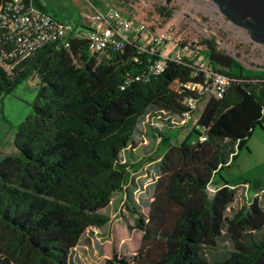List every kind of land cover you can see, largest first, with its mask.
Wrapping results in <instances>:
<instances>
[{"label":"trees","instance_id":"16d2710c","mask_svg":"<svg viewBox=\"0 0 264 264\" xmlns=\"http://www.w3.org/2000/svg\"><path fill=\"white\" fill-rule=\"evenodd\" d=\"M25 1L49 14L41 0ZM203 45L200 54L230 86L222 99L204 101L197 141L161 134L153 201L143 211L127 204L140 248L133 258L115 251L104 264H264V201L254 197L229 216L237 186L215 180L264 127V69L246 68L212 41ZM157 60L135 44L92 57L78 39L70 50L43 47L13 75L0 69V100L30 78L40 81L33 115L15 135L16 153L0 161V264H71L84 233L110 222L100 212L113 195H132L124 188L136 168L121 156L140 119L182 115L184 100L196 95L185 86L205 81L173 62L152 74ZM223 240L232 251L210 262L207 250Z\"/></svg>","mask_w":264,"mask_h":264},{"label":"rangeland","instance_id":"374dc122","mask_svg":"<svg viewBox=\"0 0 264 264\" xmlns=\"http://www.w3.org/2000/svg\"><path fill=\"white\" fill-rule=\"evenodd\" d=\"M49 15L61 22H71L87 29H96L101 23L98 12L111 9L120 11L135 24H143L153 32L168 29L175 39L190 47L204 51V41L217 44L220 52L235 56L246 68L264 69V47L252 41L248 31L236 27L225 16L213 0H41ZM100 61V59H98ZM39 79L30 78L19 85L12 94L0 100V161L16 153L14 139L18 127L31 115L39 90ZM178 88V86H176ZM204 104H201L193 121L185 125L168 120L158 113L149 119H140L128 147L121 159L128 161L132 182L127 191L132 195L116 193L110 205L100 213L110 217V222L101 228L91 227L74 248L71 264H104L113 252L133 258L141 244L142 233L134 230L135 217L128 209L134 205L139 211L149 207L153 201L158 180L157 164L160 154L157 147L161 134L169 133L174 143L198 140L194 131H201L197 122ZM249 150H242L230 168L224 169L215 180L218 185L227 181L236 189L235 202L228 209L235 211L248 206L255 193L264 191V127L257 126L247 142ZM167 149L162 148L165 152ZM211 188H218L216 185ZM131 197V199H129ZM263 200L264 199H260ZM232 248L228 241L218 243L214 250H207L210 262L225 258Z\"/></svg>","mask_w":264,"mask_h":264},{"label":"built area","instance_id":"2783aa9c","mask_svg":"<svg viewBox=\"0 0 264 264\" xmlns=\"http://www.w3.org/2000/svg\"><path fill=\"white\" fill-rule=\"evenodd\" d=\"M101 23L96 29L83 28L76 23L61 22L25 0H1L0 3V69L13 75L20 65L33 57L47 45L70 50L72 40L83 39L92 57L101 58L109 52L123 50L135 44L141 52L150 53L158 60L150 66V73L161 74L171 62L193 68L203 73V84H188L186 89L195 91L194 97L184 100L186 111L182 115L162 112L168 120L185 125L196 116L201 104L210 97L222 99L230 86V80L213 70L200 51H192L182 45L168 29L153 32L143 24H135L120 11L111 9L107 13L98 12ZM137 78L136 80H139ZM175 83L172 88L176 91ZM150 116H147L149 119ZM201 142L205 137L200 136ZM234 189V188H233ZM210 193H215L211 187ZM255 197L264 199V191Z\"/></svg>","mask_w":264,"mask_h":264},{"label":"water","instance_id":"95a60500","mask_svg":"<svg viewBox=\"0 0 264 264\" xmlns=\"http://www.w3.org/2000/svg\"><path fill=\"white\" fill-rule=\"evenodd\" d=\"M213 2L233 25L248 31L252 41L264 47V7L261 5L264 0H213ZM232 57L238 60L235 56Z\"/></svg>","mask_w":264,"mask_h":264},{"label":"bare ground","instance_id":"6f19581e","mask_svg":"<svg viewBox=\"0 0 264 264\" xmlns=\"http://www.w3.org/2000/svg\"><path fill=\"white\" fill-rule=\"evenodd\" d=\"M261 5L264 7V2H262ZM263 7H261V8H263Z\"/></svg>","mask_w":264,"mask_h":264},{"label":"crops","instance_id":"0c3cea01","mask_svg":"<svg viewBox=\"0 0 264 264\" xmlns=\"http://www.w3.org/2000/svg\"><path fill=\"white\" fill-rule=\"evenodd\" d=\"M258 193H255L254 197L257 195Z\"/></svg>","mask_w":264,"mask_h":264}]
</instances>
